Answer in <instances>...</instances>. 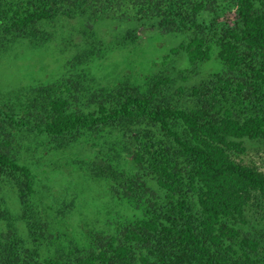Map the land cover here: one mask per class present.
Instances as JSON below:
<instances>
[{
	"label": "trees",
	"instance_id": "obj_1",
	"mask_svg": "<svg viewBox=\"0 0 264 264\" xmlns=\"http://www.w3.org/2000/svg\"><path fill=\"white\" fill-rule=\"evenodd\" d=\"M257 4L264 0H0V44L33 36L37 25L59 17L97 19L124 9L137 20H156L162 33H192L191 63L209 60L218 48L225 68L193 87L186 106L166 101L156 84L147 93L126 86L104 92L90 114L69 111L54 85L36 88L18 111L0 106V187L12 185L21 206L14 218L0 196V223L21 222L30 240L29 247L9 225L0 234V264H264L259 241L238 226L254 195L264 194V172L234 159L245 153L244 139L264 142V10ZM227 11L232 18L220 22ZM205 14L210 21L200 20ZM107 127L137 130L130 137L134 168L100 163L95 173L140 206L142 216L115 235L93 233L72 259H42L44 238L29 202L33 177L12 153L10 130L44 135L60 146Z\"/></svg>",
	"mask_w": 264,
	"mask_h": 264
},
{
	"label": "rangeland",
	"instance_id": "obj_2",
	"mask_svg": "<svg viewBox=\"0 0 264 264\" xmlns=\"http://www.w3.org/2000/svg\"><path fill=\"white\" fill-rule=\"evenodd\" d=\"M256 9L263 11L264 6L257 4ZM231 18L227 11L219 21ZM200 20L208 22L211 16L202 15ZM34 29L33 36L0 44V106L18 111L36 88L54 85L63 92L69 111L90 114L97 111L104 92L126 86L147 93L155 84L166 101L186 106L193 87L225 70L218 48L212 49L209 60L191 63L186 47L192 33H162L156 20H137L130 10L97 19L89 14L59 17ZM10 133L12 153L33 177L29 202L44 238L42 259L59 255L72 259L88 248L93 233L115 235L122 225L141 218L140 206L120 198L112 181L97 176L94 169L100 163L133 169L130 137L136 129L123 134L117 127H107L60 146L27 130ZM242 144L245 153L235 161L264 172V142L244 139ZM148 187L156 198L163 197L155 182L149 181ZM0 196L12 217L18 218L21 206L13 186L3 183ZM11 224L29 245L24 225ZM11 224L0 223V234ZM238 226L259 241L258 256L264 262V194L254 195L245 208V224Z\"/></svg>",
	"mask_w": 264,
	"mask_h": 264
}]
</instances>
